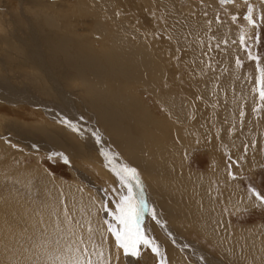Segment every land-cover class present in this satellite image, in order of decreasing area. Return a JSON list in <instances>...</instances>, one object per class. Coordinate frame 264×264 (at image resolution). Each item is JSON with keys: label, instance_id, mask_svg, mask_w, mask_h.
<instances>
[{"label": "rangeland", "instance_id": "374dc122", "mask_svg": "<svg viewBox=\"0 0 264 264\" xmlns=\"http://www.w3.org/2000/svg\"><path fill=\"white\" fill-rule=\"evenodd\" d=\"M230 6L237 8L233 11ZM249 8L256 27L245 18ZM194 22L197 26L189 24ZM11 38L13 42L18 39L12 44L18 46L17 52L11 47L15 55L7 46ZM248 52L260 57L259 68ZM41 57L45 69L36 66ZM261 68L264 0L225 4L220 0H0V84L14 87L10 93L0 90V96L7 93L14 100L0 98V256L9 258L11 264H63L74 257L85 262L90 258L94 264H161L164 255L175 251L174 264H201L177 237L198 246L204 253L201 258L210 262L264 264V206L252 195L253 190L264 195V101L256 91ZM51 74L74 104L57 96L48 82ZM44 106L64 110L62 115L68 119L82 115L86 124L97 128L103 147L121 163L118 167L136 169L138 182L149 187L162 212L165 227L150 212L145 214L163 255L155 256L144 248L130 263L108 231V224L118 227L112 213L125 193L124 186L105 156L89 148L64 120H52ZM224 111L227 118L223 119ZM114 133L118 143L109 137ZM173 145L184 157H163L159 152L160 146ZM54 153L63 154L70 163ZM163 162L172 171V187L165 179L157 183L156 177L164 175ZM136 183L132 181L131 187ZM140 197L144 198L141 192ZM184 197L195 207L196 216L191 208L183 213L186 216L181 214ZM56 207L60 212H55ZM29 211L41 219L40 226L30 224L25 216ZM44 221H49L47 233ZM77 248L88 251L77 252ZM54 256H58L56 263L51 261ZM167 260L165 264H171Z\"/></svg>", "mask_w": 264, "mask_h": 264}, {"label": "bare ground", "instance_id": "6f19581e", "mask_svg": "<svg viewBox=\"0 0 264 264\" xmlns=\"http://www.w3.org/2000/svg\"><path fill=\"white\" fill-rule=\"evenodd\" d=\"M231 1V0H230ZM234 1V0H233ZM28 3L30 2V1H27ZM121 2V1H120ZM131 3V5H132V2H130ZM32 6H36V8H37V5L35 4V1L33 2H31L30 3ZM29 4V5H30ZM28 5V4H27ZM155 7V6H154ZM161 7V6H160ZM76 8V7H75ZM229 8H231V10H235V8H237L236 6H235V8H232L231 6L229 7ZM137 9V8H136ZM193 9V8H192ZM40 10V8H38V10L37 11H39ZM48 10V9H47ZM100 10H102V8H100ZM159 10V9H158ZM233 10V11H234ZM35 11V10H34ZM36 11V12H37ZM45 11V10H44ZM88 11V10H87ZM108 11V10H107ZM135 11V10H134ZM134 11H132V13L134 14ZM47 12V11H46ZM86 12V11H85ZM136 12V11H135ZM228 12V11H227ZM94 13V12H93ZM131 13V14H132ZM140 13V12H139ZM37 14H38V12H37ZM40 14V13H39ZM80 14V13H79ZM153 14V13H152ZM228 14V13H227ZM139 16V15H138ZM136 18V17H135ZM75 19V18H74ZM101 19V18H100ZM164 19V18H163ZM173 19V18H172ZM228 19V18H227ZM109 20V19H108ZM230 20V19H229ZM66 21V20H65ZM111 21V20H110ZM89 22H91V21H89ZM197 22V21H196ZM196 22H194V23H189L191 26H197V23ZM232 22V21H231ZM63 23H64V21H63ZM66 23V22H65ZM198 23H199V21H198ZM93 24V23H92ZM91 24V25H92ZM96 24V23H95ZM113 24V23H112ZM182 24H185V23H182ZM182 24H179V25H177V28H179V27H181V25ZM188 24V23H187ZM63 25V24H62ZM69 25V24H68ZM72 25V24H71ZM81 25V24H80ZM64 26V25H63ZM65 26H67V24H65ZM74 26H76V25H74ZM96 26V25H95ZM172 26V29L173 28H176L175 26H173V25H171ZM170 26V27H171ZM189 26V25H188ZM56 27V26H55ZM97 27V26H96ZM103 27H104V25H103ZM106 27V26H105ZM112 27V26H111ZM113 27H115V26H113ZM129 27V26H128ZM66 28V27H65ZM68 28V27H67ZM97 28H101V27H97ZM73 29H74V27H73ZM113 29V28H112ZM85 30H87V29H85ZM93 30L95 31V28H93ZM92 30V31H93ZM96 30H98V29H96ZM102 30V29H101ZM105 30H106V28H105ZM108 30V29H107ZM132 30V29H131ZM72 31V30H71ZM91 31V32H92ZM204 31V30H203ZM205 32V31H204ZM204 32H202V33H204ZM217 32V31H216ZM75 33V32H74ZM74 33H73V35H74ZM93 33V32H92ZM96 33V32H95ZM106 33H107V31H106ZM201 33V35H203ZM212 33H214V32H212ZM77 34V33H76ZM75 34V35H76ZM94 34V33H93ZM100 34V33H99ZM198 34H200V33H198ZM81 35V34H80ZM96 35V34H95ZM103 35V34H102ZM167 35V34H166ZM206 35H207V33H206ZM229 35V34H228ZM237 35V34H236ZM10 36H12V35H10ZM84 36V35H83ZM168 36V35H167ZM166 36V37H167ZM217 36V35H216ZM225 36V35H224ZM198 37V35L196 34L195 36H194V39L195 38H197ZM104 38V37H103ZM15 41H17V43H18V39L17 40H15ZM15 41L13 42V40H12V38L9 40V39H7V46H8V50L13 54V55H15L14 54V50H16V52H17V47H13L14 46V44H15ZM95 42V41H94ZM98 42V41H97ZM195 42V41H194ZM66 43V42H65ZM86 43V42H85ZM148 43V42H147ZM196 43H197V41H196ZM12 44H13V46H12ZM36 44H39V42H37ZM62 44H64V43H62ZM87 44V43H86ZM89 44V43H88ZM193 44V43H192ZM65 45V44H64ZM3 47V46H2ZM5 47V46H4ZM14 48V50L12 49V48ZM28 47V46H27ZM87 47L89 48V46L87 45ZM87 47H86V49H87ZM194 48V47H193ZM5 49V48H4ZM28 49H29V47H28ZM37 49V48H36ZM62 49V48H61ZM90 49V48H89ZM196 49H197V47H196ZM13 50V51H12ZM33 50H35V49H33ZM41 50V49H40ZM91 50V49H90ZM193 50V49H192ZM20 51V50H19ZM32 53L34 54V52L32 51ZM32 53H31V55H32ZM17 54H19V53H17ZM21 55H22V53H20ZM157 54V53H156ZM183 54V53H182ZM11 56V55H10ZM75 56V55H74ZM79 56V55H78ZM87 56V55H86ZM161 56V55H160ZM24 57V56H23ZM22 57V58H23ZM35 57H36V55H35ZM90 57H93V56H90ZM107 57H109V55L107 56ZM199 57V56H198ZM18 58H20V57H18ZM83 58V57H82ZM81 58V59H82ZM100 59H101V57H99ZM104 58V57H103ZM16 59V58H15ZM21 59V58H20ZM26 59V58H25ZM30 59H32V58H30ZM35 59V58H34ZM80 59V58H79ZM105 59V58H104ZM103 59V60H104ZM107 60H108V58H106ZM27 61V60H26ZM30 61H32V60H30ZM34 61V60H33ZM42 57H41V60L39 59L36 63H38L39 65H36V66H38L40 69H45V67L43 66V65H41L42 64ZM101 63H102V61H100ZM113 62V61H112ZM111 62V63H112ZM152 62V61H151ZM157 62V61H156ZM170 62V61H169ZM76 63V62H75ZM97 63V62H96ZM130 63V62H129ZM160 63V62H159ZM113 64V63H112ZM127 64V63H126ZM139 64V63H138ZM142 64V63H141ZM98 65V64H97ZM104 65V64H103ZM27 66H28V64H27ZM84 66V65H83ZM86 66V65H85ZM110 66V65H109ZM129 66V65H128ZM136 66V65H135ZM30 67V66H29ZM140 67V66H139ZM198 67V66H197ZM37 68V67H36ZM85 68V67H84ZM141 68H142V66H141ZM78 69V68H77ZM82 69H83V67H82ZM94 69H96L97 70V67L96 68H94ZM99 69V68H98ZM119 69V68H118ZM121 69V68H120ZM162 69V68H161ZM195 69V68H194ZM115 70V69H114ZM126 70V69H125ZM150 70V69H149ZM86 71V70H85ZM89 71V70H88ZM91 71V70H90ZM94 71V70H93ZM111 71V70H110ZM139 71V70H138ZM161 71V70H160ZM76 72V71H75ZM78 72V71H77ZM112 72V71H111ZM113 72H115V71H113ZM112 72V73H113ZM157 72V71H156ZM47 73L49 74V72L47 71ZM84 73V72H83ZM117 73V72H116ZM125 73V72H124ZM138 73V72H137ZM95 74V73H94ZM43 75V74H42ZM115 75V74H114ZM129 75H130V73H129ZM149 75V74H148ZM45 76V75H44ZM81 76H79V78H80ZM95 77H97V76H95ZM136 77V76H135ZM166 77V76H165ZM167 77H169V76H167ZM203 77V76H202ZM57 77H54L52 74H51V76L48 78V82H50L55 88H54V90H55V92L57 93V96L62 100L63 99V101L65 102V103H69V101H71L73 104H74V102H73V99H72V97H70L71 95L70 94H68L67 92H65L64 91V89H63V86L60 84V82L56 79ZM100 78L102 79V77L100 76ZM99 78V79H100ZM105 78V77H104ZM110 78V77H109ZM109 78H107V79H109ZM87 78H85L84 80H86ZM100 79V80H101ZM129 79V78H128ZM158 79V78H157ZM100 80H99V82H100ZM104 80V79H103ZM164 80V79H163ZM167 80L168 81H170L169 80V78H167ZM46 81V80H45ZM109 81V80H108ZM116 81H118V80H116ZM92 82V81H91ZM160 82H162V80L160 81ZM108 83H110V81L108 82ZM210 83V82H209ZM90 84H92V83H90ZM101 84V83H100ZM160 84V83H159ZM47 85V84H46ZM109 85V84H108ZM145 85V84H144ZM143 85V86H144ZM150 85V84H149ZM210 85V84H209ZM50 86V85H49ZM48 86V87H49ZM97 86V85H96ZM112 86V85H111ZM117 86H118V84H117ZM205 86V85H204ZM211 86V85H210ZM12 87V88H11ZM11 87L9 86V84L8 83H5V82H3L2 84H0V90H5V91H8L9 93L10 92H12V90L14 91V87L11 85ZM92 87H94V85L92 86ZM104 87V86H103ZM110 87V86H109ZM115 87V86H114ZM113 87V89H115ZM95 88V87H94ZM131 88H133V87H131ZM151 88H154V87H151ZM122 89V88H121ZM96 90H98V88L96 89ZM100 90V89H99ZM110 90V89H109ZM181 90V89H180ZM86 91V90H85ZM120 91V90H119ZM150 91H152V90H150ZM216 91V90H215ZM1 92V91H0ZM3 92V91H2ZM126 92H128L129 93V91L127 90V91H125V93ZM148 92H149V90H148ZM8 93V94H9ZM111 93H112V91H111ZM119 92H117V94H118ZM151 93V92H150ZM15 95V94H14ZM110 95V94H109ZM119 95V94H118ZM127 95V94H126ZM151 95V94H150ZM152 95H153V93H152ZM155 95V94H154ZM157 95V94H156ZM2 96V97H1ZM0 96V98H2V99H4V100H7V101H9L10 103H12V101H14L13 99H12V97H13V95H11L12 97H10L9 96V98L7 97V93H5V95H1ZM117 96V95H116ZM120 96V95H119ZM124 96V95H123ZM122 96V97H123ZM128 96V95H127ZM7 97V98H6ZM26 97V96H25ZM153 97V96H152ZM27 98V97H26ZM111 98V97H110ZM154 98H155V96H154ZM17 99H18V97H17ZM20 99H22L21 98V96H20ZM28 99V98H27ZM115 98H113V100H114ZM118 99V98H117ZM69 100V101H68ZM112 100V99H111ZM159 100V99H158ZM182 100V99H181ZM36 101V100H35ZM116 101V100H115ZM161 101V100H160ZM38 102H39V100H38ZM112 102V101H111ZM182 102V101H181ZM208 102V101H207ZM158 104H159V101H158ZM177 104V103H176ZM43 104H42V102H39V104H38V106H42ZM111 105H113V104H111ZM180 105V104H179ZM212 105V104H211ZM225 105V104H224ZM161 106V105H160ZM176 106V105H175ZM188 106V105H187ZM51 107H46V106H44V109L46 110V112L48 113L47 115L50 117L51 116V119L52 120H54V119H56V120H67V121H71V123L74 125V126H76V128H78L79 129V131H75L76 133H78L79 134V136L82 138V140L84 141V142H86V145H88L89 146V148H97L104 156H105V158L107 159V163H108V166L115 172V175H116V173L117 172H119L121 169L118 167L119 166V164H121V163H119L118 162V159L117 160H115V159H113V156L111 155V152H109V150H107L106 148H104L103 147V145L105 144L104 142H103V140H102V138L100 137V135L98 134V130H97V128L95 127V126H92V125H88V124H86L85 122H84V120H83V118H82V115H80L78 112H77V110H76V108H75V106H74V109L76 110V112L79 114V117L78 118H76L75 120H74V117L72 116V115H70L71 117H73L72 119H68L67 117H65V116H63L62 114H63V111L64 110H61V111H57V109L55 110V109H50ZM116 108H118V107H116ZM174 108V107H173ZM182 108V107H181ZM184 108V107H183ZM196 108H197V106H196ZM222 108V107H221ZM226 108V107H225ZM169 109V108H168ZM137 110V109H136ZM166 110V109H165ZM171 110V109H170ZM169 110V111H170ZM174 110V109H173ZM225 110V109H224ZM99 111V110H98ZM167 111V110H166ZM187 111H188V109H187ZM187 111H186V114H187ZM190 111V110H189ZM216 111V110H215ZM65 112V111H64ZM222 112V111H221ZM67 113V112H66ZM173 113V112H172ZM181 113H182V117L184 118V116H186V115H184V112L183 111H181ZM97 114V113H96ZM132 114V113H131ZM174 114V113H173ZM99 115V114H98ZM223 115L224 116H220L221 118H225L226 116H227V113H226V111H224L223 112ZM97 116V115H96ZM135 117V116H134ZM136 117H137V115H136ZM174 117V116H173ZM95 118V117H94ZM227 118V117H226ZM101 119L103 120V118L101 117ZM133 119V118H132ZM171 119V118H170ZM101 120V121H102ZM107 120V119H106ZM115 121V120H114ZM133 121H134V119H133ZM223 121V120H222ZM226 121V120H225ZM99 122V121H98ZM122 122V121H121ZM176 123H177V121H175ZM110 123V122H109ZM119 123H120V121H119ZM163 123V122H162ZM225 123V122H224ZM223 123V124H224ZM63 124H66V123H63ZM101 124V123H100ZM113 122H112V126H113ZM220 124H221V121H220ZM115 125V124H114ZM176 125V124H175ZM178 125H179V123H178ZM183 125V124H182ZM225 126H227V122H226V124H224ZM88 126V127H87ZM99 126H102L104 129H105V127L103 126V125H99ZM118 126V125H117ZM193 126H194V124H193ZM221 126H223V125H221ZM220 126V127H221ZM224 126V127H225ZM178 127H181V126H178ZM183 127V126H182ZM100 128V127H99ZM117 128V127H116ZM189 128H192V127H189ZM92 129V130H91ZM93 129L96 131V134L95 135H93V133H95L94 131H93ZM192 129H195L194 127L192 128ZM221 129H222V127H221ZM69 130H71V131H73L72 130V128L70 127L69 128ZM231 130V129H230ZM163 131H164V129H163ZM172 131V130H171ZM194 131V130H193ZM125 132V131H124ZM151 131H149V133H150ZM192 132V131H191ZM221 132H222V130H221ZM116 133V132H115ZM115 133L114 134H112V135H109V137H111V140L113 141V142H115V143H118V138L116 137V135H115ZM123 133V132H122ZM126 133V132H125ZM148 133V134H149ZM154 133V132H153ZM152 133V134H153ZM156 133V132H155ZM167 133V132H166ZM177 133V132H176ZM196 133H199L198 131H196ZM127 134V133H126ZM126 134H125V136H126ZM132 134V133H131ZM228 134V133H227ZM121 135H123V134H121ZM120 134H119V136H121ZM128 135V134H127ZM130 135V134H129ZM144 135H147L146 133L144 134ZM155 135V134H154ZM195 135V134H194ZM225 135V134H224ZM118 136V135H117ZM125 136H124V139H125ZM195 136H197V135H195ZM194 136V137H195ZM122 137V136H121ZM130 137V136H129ZM147 137V136H146ZM204 138V137H203ZM222 138V137H221ZM221 138H218V139H221ZM136 139V138H135ZM162 139H163V137H162ZM171 139V138H170ZM192 139V138H191ZM197 138H195V140H196ZM134 140V139H133ZM166 140V139H165ZM169 140V139H168ZM103 142V145H102V142ZM139 141H141V140H139ZM186 141V140H185ZM125 142V141H124ZM135 142V141H134ZM144 142V141H143ZM187 142V141H186ZM193 142V141H192ZM206 142V141H205ZM202 143V142H201ZM131 144H133L132 142H131ZM134 144H137V143H134ZM133 144V145H134ZM165 144V143H164ZM180 144V143H179ZM216 144V143H215ZM97 145H100V146H102V149H101V147H98ZM129 145V144H128ZM162 145V144H161ZM194 146V145H193ZM227 146V145H226ZM180 147H181V145H180ZM188 147V146H187ZM127 148V147H126ZM126 148H125V150H126ZM144 148H145V146H144ZM194 148V147H193ZM134 149V148H133ZM181 149V148H180ZM208 150V149H207ZM176 150H175V146L173 145L172 146V148H166V147H162V146H160V148H159V152H161V154H162V156L163 157H166V156H168V157H171V154H173V156L172 157H174L175 155L176 156H179L180 158L181 157H184V155L183 156H181L180 155V153H181V150H180V153H176L175 152ZM206 151V150H205ZM209 151V150H208ZM126 152H128L127 150H126ZM135 152V151H134ZM133 152V153H134ZM158 152V155L160 154ZM183 152H184V150H183ZM125 153V152H124ZM152 153V152H151ZM157 153V152H156ZM185 154H186V152H184ZM212 153V152H211ZM106 154V155H105ZM113 154V153H112ZM129 154V153H128ZM132 154V153H131ZM188 154V153H187ZM213 154V153H212ZM131 156V155H130ZM137 156V155H136ZM137 157H139V156H137ZM151 157V156H150ZM150 157H149V160L148 161H150ZM115 158V157H114ZM124 158V157H123ZM136 158V157H135ZM134 158V159H135ZM140 158V157H139ZM159 158V157H158ZM177 158V157H176ZM142 159V158H141ZM137 160H138V158H137ZM137 160H135V161H137ZM178 160V159H177ZM139 161V160H138ZM140 162V161H139ZM145 162V161H144ZM144 164V163H143ZM174 164V163H173ZM142 165V164H141ZM134 166V165H133ZM150 166V165H149ZM135 167L136 168H140V169H143V170H145L146 172H149L148 171V169H146L144 166H140V167H138V165L137 164H135ZM144 171V172H145ZM163 171H164V175L163 176H158V177H156V180H157V183H159L160 184V181L161 180H163V179H165L167 182H169L168 184H170L171 185V187H172V184L175 182H173L172 181V179H171V176H170V172H172L171 171V169H170V166H169V168H168V164L166 163L165 164V162H163ZM162 172V171H161ZM150 173V172H149ZM152 173V172H151ZM145 177H147L144 173H142ZM159 174V173H158ZM155 175H157V173L155 174ZM190 175V174H189ZM187 176V175H186ZM117 177V176H116ZM148 178V177H147ZM36 179V178H35ZM43 179H44V177H43ZM117 179H118V177H117ZM41 181V180H40ZM135 183L136 182H138V180H133ZM146 181H147V179H146ZM132 182V181H131ZM171 182H173L172 184H171ZM209 182V181H208ZM39 183V182H38ZM147 183H148V181H147ZM183 183V182H182ZM29 184H30V182H29ZM44 184V183H43ZM184 184V183H183ZM35 185V184H34ZM132 185H133V183H132ZM147 185V184H146ZM154 185V184H153ZM185 185V184H184ZM196 185V184H195ZM194 185V186H195ZM33 186V185H32ZM48 186V183L46 182V185H45V187H47ZM151 186V185H150ZM166 186V185H165ZM11 187V186H10ZM37 187V186H36ZM160 187V186H159ZM169 187V189H170V186H168ZM176 187V185L173 187V188H175ZM184 187V186H183ZM198 187H199V185H198ZM18 188V187H17ZM26 188H28L27 186H26ZM125 188V187H124ZM136 188H137V190H136ZM149 191H151L150 189H149V187L148 186H145L144 185V183L143 182H138V184L136 183L133 187H132V189H133V194H134V197L136 198V200H139L140 202H142L148 209H151V210H155V212L157 213V215H158V219H163L162 218V215H161V213L162 212H160V210H159V208H158V206L156 205V201H155V199L153 198V196H151L152 194H153V192H151L152 194L150 195V193L148 192V190ZM156 188V187H155ZM162 188H163V186H162ZM179 188V187H178ZM185 188H186V186H185ZM189 188V187H188ZM156 189H158V188H156ZM164 189H165V187H164ZM168 189V191H170ZM182 189V188H181ZM192 189V188H191ZM196 189L199 191V189L196 187ZM203 189L204 188H202V186H201V193H203V195H204V197H205V193H204V191H203ZM18 191H19V189H17ZM22 190V189H21ZM38 190V189H37ZM37 190H36V192H37ZM32 191H33V189H32ZM126 191H127V189L125 188V193H126ZM143 194V196H144V198H141L140 197V192ZM159 191V190H158ZM157 191V192H158ZM21 192V191H20ZM19 192V193H20ZM160 192H162V191H160ZM171 192V191H170ZM175 192V191H174ZM174 192H173V194H174ZM194 192V191H193ZM16 193V192H15ZM40 193V192H39ZM183 193V192H182ZM21 194V193H20ZM22 194H25L24 192L22 193ZM54 197H55V199H57L56 197H57V195L55 194V193H51ZM155 194V193H154ZM158 194H159V192H158ZM161 194V193H160ZM164 194V193H163ZM171 194V193H170ZM180 194V193H179ZM185 194V193H184ZM187 194V193H186ZM189 194V193H188ZM191 194H193V193H191ZM197 194H199V193H197ZM195 195H196V193H195ZM201 195V194H200ZM9 196V195H8ZM156 196V195H155ZM177 196V195H176ZM171 197V196H170ZM172 197H173V195H172ZM180 197H182V195L180 196ZM189 196H187V198H188ZM191 197V196H190ZM193 197V196H192ZM195 197V196H194ZM21 198V197H20ZM137 198H139V199H137ZM164 198V197H163ZM179 198V197H178ZM186 197H184L183 198V202H182V207H183V209L181 208V210L183 211V212H181V214L184 216L185 214H188L189 213V209L191 208V211H193L192 212V214L193 215H195L196 216V212L194 211L195 210V207L190 203L191 201L190 200H188ZM144 199V200H143ZM192 199V198H191ZM180 200H182L181 198H180ZM193 200H194V198H193ZM198 200H200V199H198ZM177 201V200H176ZM190 201V202H189ZM200 201H202V200H200ZM208 195H207V197H205V203H208ZM183 203H186L187 204V206L186 205H184ZM202 203V202H201ZM196 204V203H195ZM14 205V204H13ZM16 205V204H15ZM15 205L13 206V207H15ZM202 205V204H201ZM16 206H18V205H16ZM204 206V205H203ZM202 206V207H203ZM200 207V206H199ZM201 207V208H202ZM18 208H23V207H18ZM17 208V209H18ZM200 208V209H201ZM173 209V208H172ZM199 209V210H200ZM209 209V208H208ZM13 210V209H12ZM11 210V211H12ZM21 210V209H20ZM180 210V211H181ZM19 211V210H18ZM176 211V210H175ZM203 211V210H202ZM207 211V210H206ZM21 211H19V213H20ZM26 212V211H25ZM55 212H60V207H56V209H55ZM150 212V211H149ZM167 212V211H166ZM208 212V211H207ZM209 212H210V210H209ZM208 212V213H209ZM13 213V212H12ZM14 213H15V211H14ZM17 213V212H16ZM15 213V214H16ZM18 213V214H19ZM22 213V212H21ZM29 213L30 214H26L25 216H27L28 215V218L30 219V224L31 225H34L35 224V227L37 226V225H39V222H40V220L41 219H39L38 217H37V215H34L35 213H33V212H31V211H29ZM146 214H147V212H145ZM143 214V216H142V218H141V221H140V223L142 224L141 226H142V229L145 231V233L151 238V239H153L154 240V238L152 237V233H151V231H150V227L148 226V218L146 219V214ZM151 213V212H150ZM165 213V212H164ZM169 212H167V213H165V214H168ZM173 213H174V211H173ZM176 213V212H175ZM183 213H185V214H183ZM205 213V212H204ZM212 213V212H211ZM14 214V215H15ZM23 214V213H22ZM33 214V215H32ZM180 214V213H179ZM13 215V214H12ZM171 215H172V213H171ZM208 215V214H207ZM210 215V214H209ZM16 216V215H15ZM176 216V215H175ZM174 215H172L171 217H173L174 218V220L176 219V217H175ZM179 216V215H178ZM186 216V215H185ZM19 217H21L20 215H19ZM34 217V218H33ZM170 217V216H169ZM170 217V218H171ZM189 217H191V216H189ZM177 218H179V217H177ZM184 218V217H183ZM180 219V218H179ZM186 219V218H185ZM21 220V219H20ZM19 220V221H20ZM23 220H25V218H23ZM183 220V219H182ZM191 220V219H190ZM18 221V222H19ZM162 221V226H164L165 227V222H164V220H161ZM185 221V220H184ZM22 222V220L19 222V223H21ZM48 222L49 221H44L43 222V228H44V232H46L47 233V231H48ZM23 223H25V221L23 222ZM23 223H22V225H23ZM26 223H27V221H26ZM42 223V222H41ZM40 223V224H41ZM29 224V223H28ZM173 224V223H172ZM51 225V224H50ZM27 226V225H26ZM30 226V225H29ZM40 226V225H39ZM31 227V226H30ZM29 227V228H30ZM42 227H39V228H41L42 229ZM19 228V227H18ZM17 228V229H18ZM28 228V229H29ZM7 229V228H6ZM50 229V228H49ZM34 230H36V228L35 229H33L32 231H34ZM42 231V232H43ZM27 232V231H26ZM30 232V231H29ZM49 233V232H48ZM51 233V232H50ZM69 235H70V233H68ZM170 236H172V237H175L174 235H171L170 234ZM62 239V238H61ZM60 239V240H61ZM176 241H178V242H180V244H184V246H185V248L187 249V251L189 252V254H191L192 256H195V257H197L198 259H199V262L201 263V264H217L218 262H215V260H212L211 262L210 261H208V259L207 260H204V258L202 259L201 258V256H203L204 255V253L200 250V248L198 247V246H195V245H190L189 246V244H187V243H185L184 241H181L180 239H177V237H175L174 238ZM59 240V241H60ZM166 241H168V240H166ZM165 242V241H164ZM14 243V242H13ZM156 243V242H155ZM166 243V242H165ZM156 244H158V243H156ZM194 244V243H193ZM21 246H23V245H21ZM158 246H159V250H160V253L163 255V248H162V245L160 246V244H158ZM166 246V245H165ZM52 248V247H51ZM52 251V250H51ZM167 251H168V248H167V250H166V253H167ZM34 253V252H33ZM115 254V253H114ZM116 255V254H115ZM4 256V255H3ZM177 254H176V252L174 251H172V252H170L169 253V256H165L164 255V260H163V262H164V264H165V260H167V259H169V261H170V263L171 264H174V260L177 258ZM9 257V256H8ZM33 257V256H32ZM58 257V256H57ZM57 257H55L54 256V259L55 260H53L52 259V257H51V261H53L54 263H56V261H57ZM114 257V258H113ZM112 258L113 259H116L117 257L116 256H113ZM66 258V257H65ZM129 258H130V263H133V261H132V258H133V256H129ZM197 259V260H198ZM177 260H179V259H177ZM0 261H1V263L2 264H11V261H10V259L9 258H6V257H1L0 256ZM3 261V262H2ZM26 261V260H25ZM28 261V260H27ZM67 261V259L64 261V263L63 264H65V263H67L66 262ZM168 261V260H167ZM169 261H168V263H169ZM176 262V261H175ZM61 263H62V261H61ZM167 263V262H166ZM177 263V262H176ZM180 263H182V262H180ZM220 263V262H219ZM25 264H26V262H25ZM85 264H86V262H85ZM92 264H94V263H92Z\"/></svg>", "mask_w": 264, "mask_h": 264}, {"label": "snow or ice", "instance_id": "6c2138e0", "mask_svg": "<svg viewBox=\"0 0 264 264\" xmlns=\"http://www.w3.org/2000/svg\"><path fill=\"white\" fill-rule=\"evenodd\" d=\"M229 0H220L221 4L228 3ZM249 24L253 27L257 26V21L253 19L252 9H248V15L245 17ZM240 43L244 44V37H241ZM250 60L256 62L257 67L259 68L260 57H253L250 52H248ZM239 60L237 64L239 65ZM261 77L259 80V86L256 89L258 96L261 101H264V68L260 69ZM66 123L73 131H79L76 126H74L71 121H62ZM95 135V133H93ZM53 156H59L60 159H63L66 164L70 163L66 156L63 154H52ZM106 155V154H105ZM231 174V173H230ZM118 177V182L123 185L127 191L119 197V200L116 203L115 212L113 214V220L118 223V227H113L112 224H108V231L115 236L116 245L122 249L123 254L127 256H136L139 257L142 253V249H150L155 256H160V250L158 244L151 239L145 231L141 228V218L145 212H151L152 219L157 223H160L158 215L155 210L148 209L142 202H137L133 194V189L131 187V181L137 180L138 173L135 168L124 166L119 172L116 173ZM233 179L235 177L233 176ZM252 195L255 197V200L259 201L261 206H264V195L260 192L253 190ZM105 211H108V206H105ZM107 223V221H106ZM80 243H83V240H80ZM77 252L87 253V248H77ZM101 255H103L101 253ZM67 264H85V261L81 260L79 257L70 258L67 261ZM86 264H92L91 259H87ZM110 264V262H109ZM161 264H164L161 261Z\"/></svg>", "mask_w": 264, "mask_h": 264}]
</instances>
